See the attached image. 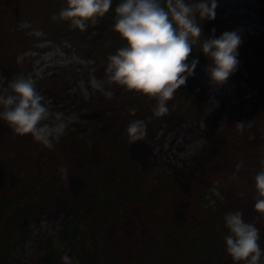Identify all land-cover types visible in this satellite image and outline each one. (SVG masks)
<instances>
[{
	"label": "trees",
	"instance_id": "1",
	"mask_svg": "<svg viewBox=\"0 0 264 264\" xmlns=\"http://www.w3.org/2000/svg\"><path fill=\"white\" fill-rule=\"evenodd\" d=\"M0 0V10L4 11L3 19L32 21L48 35L51 40L72 37L76 41L87 42L92 29L101 28L103 34L83 47L90 58L101 57L108 63V54L114 52L123 43L121 37L112 28L114 8L118 0H113L110 9L93 23L87 22L86 29L70 26L69 19L53 14L66 6L67 0ZM17 4V5H14ZM16 6H26L19 8ZM2 22H0L1 24ZM201 39L216 35L211 30L212 21L204 19ZM5 39L3 46L12 54L23 50L28 39L22 37ZM82 46V45H81ZM18 48V49H17ZM5 50L1 52H6ZM190 55L198 57L199 62L209 64V58L202 52L200 45H193ZM8 56V52L6 55ZM9 57V56H8ZM99 60V59H98ZM9 66L7 74L14 71ZM254 74L264 79V59L255 66ZM188 99L189 95L185 93ZM135 112L127 114L123 128L117 133L116 141L108 135H100L98 126L91 124H71L67 132L54 144L47 148L36 142L31 134H14L10 132L0 143V264H18L16 254L30 238L40 215L48 210L53 202L60 204L62 193L67 189L66 167L70 162L59 150V144L68 139L69 146L81 151V143H89L96 139L100 155L94 164L82 165L79 178L83 189L74 199L70 213L61 221L59 233L34 246L36 255L42 252L39 264H66L62 260L68 254L79 264H229L232 258L225 251V235L228 229L224 223V214L228 208H220L217 204L207 207L203 213L200 207L204 191L193 189L189 196L191 208L184 221L176 219V204L183 198L170 181V176L163 170L144 172L135 163V154L129 152L126 128L134 119H143L147 125V141L154 140L158 125L172 113V109L163 115H156L154 108L143 101H132ZM156 103V101H155ZM154 103V105H155ZM153 105V106H154ZM189 107V106H188ZM256 123L259 133L254 136L242 133L236 138L224 137L219 149H233L232 163H249L246 158H258V165L251 169L259 170L260 158L264 156V104L257 106ZM185 105L177 110L185 111ZM154 119V120H152ZM82 128L87 134H81ZM146 135L134 142L144 141ZM252 136V138L249 137ZM236 155L237 157H235ZM65 170V171H64ZM244 171L245 169H241ZM244 174V172L242 173ZM254 179V177H252ZM251 188V186H250ZM232 191L239 197L242 192ZM252 193V188L247 192ZM72 198L71 195H66ZM255 192L252 200L255 201ZM236 199H231V203ZM188 209V211H189ZM196 217H193V213ZM263 219L256 223L261 229V245L264 246L262 234ZM192 218V219H189ZM178 220V221H177Z\"/></svg>",
	"mask_w": 264,
	"mask_h": 264
},
{
	"label": "rangeland",
	"instance_id": "2",
	"mask_svg": "<svg viewBox=\"0 0 264 264\" xmlns=\"http://www.w3.org/2000/svg\"><path fill=\"white\" fill-rule=\"evenodd\" d=\"M21 2L25 4L23 0ZM215 11L216 17L210 19L213 21L211 30L214 29L220 35L225 30L235 29L242 36L238 69L226 82L216 84L210 81L206 64L198 62L194 74L188 76L186 83L182 85L190 97L186 103L191 106L182 104L178 93L174 98L177 108L167 114L158 125L157 143L153 144L155 146L145 141H131L127 144V149L135 154V163L142 171L163 170L165 175L170 176V181L183 197L176 204V219L184 221L188 218L191 208L189 196L193 189L198 188L205 195L202 199L205 205L200 207L201 213L207 207L217 204L220 208H228V211L241 209L245 219L258 223L263 219V214L255 209V201L252 200V193L255 192L252 177L258 170L251 169L258 165V158H246L250 162H239L237 167L236 163H232L231 153L234 150H221L219 147L224 137L236 138L243 132L252 134L255 139L256 133L260 134L259 127H263L256 123L255 113H258L257 106L264 104V79L256 78L254 74L257 73L255 66L264 59V0H217ZM3 16L4 11L0 10V22L6 21ZM5 24L9 27L0 24V66L5 60H9L6 65H12L14 71L7 74L9 66H5L0 75L7 79L21 73L32 75L37 88L50 106L54 110L64 111L70 118L69 124H83L90 117V121L98 126V131L108 135L111 141H116L117 133L123 128L125 115L130 111L129 103H125L123 109L98 108L92 112H80L79 107L83 102L98 100L99 96L108 97L101 89L92 86V77L102 80L104 88L110 89L113 92L111 97L116 100H144L131 95L134 90L108 82L104 65L98 61L97 69L92 61L77 56L75 46L68 40H48L35 23L23 19L14 18L11 23ZM201 27L204 29L202 24ZM16 31L24 33L30 46L24 50L17 48L18 52L12 54L3 46L7 43L5 39L20 36ZM89 32L88 38L91 40L103 34L102 27ZM3 50L8 52L9 57L5 56L6 52H1ZM187 59L190 61L192 58L188 56ZM6 83L7 80H0V88ZM185 93L181 92L182 95ZM144 102L150 106L151 114V107L154 108L152 102L149 98H145ZM183 105L186 110L178 112ZM241 120L245 121L242 131L237 126V121ZM10 132L13 131L7 122L0 120V143ZM80 133L87 134V130L82 128ZM249 137L252 138L250 135ZM81 145V151H77L75 147L69 146L68 139L59 144V151L70 162L65 170L67 189L72 194H64L63 191L60 204L53 202L40 215L30 238L16 254L18 264H39L42 252L36 255L39 248L35 251L33 245L38 246L40 241L55 237L59 233L61 221L73 209L74 199L83 189L79 178L80 169L88 162L94 164L100 155L96 139L88 144V148L85 142ZM243 168L244 171L241 170ZM250 186L252 193L247 194L251 190ZM232 189H237L242 195L238 197ZM66 195H71L72 198H67ZM231 199L236 201L231 203ZM196 213L192 214L193 217H196ZM262 223L264 237V220Z\"/></svg>",
	"mask_w": 264,
	"mask_h": 264
},
{
	"label": "clouds",
	"instance_id": "3",
	"mask_svg": "<svg viewBox=\"0 0 264 264\" xmlns=\"http://www.w3.org/2000/svg\"><path fill=\"white\" fill-rule=\"evenodd\" d=\"M112 4L113 0H67L66 6L53 14V19L57 16L69 19L70 26L83 30L89 20L95 23ZM216 7L217 0H118L112 28L123 43L108 54L106 80L155 98L154 113L163 115L169 111L168 101L175 91L194 74L199 59L187 58L193 45L199 44L210 61L206 65L210 81L226 82L238 69L242 36L233 29L201 39L200 21L214 19ZM0 80H7L0 88V120L6 121L14 134H31L42 146L53 148L67 132L70 118L50 106L32 75L21 73L12 79L0 75ZM91 84L106 96L113 95L94 76ZM237 126L242 131L245 121H237ZM146 129L143 119L131 120L126 128L128 139L135 141L145 136ZM260 163L254 176V207L264 214V156ZM224 223L228 229L225 251L235 264H264L260 227L245 219L241 209L226 212ZM62 260L66 264H79L68 254Z\"/></svg>",
	"mask_w": 264,
	"mask_h": 264
}]
</instances>
